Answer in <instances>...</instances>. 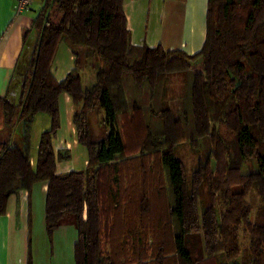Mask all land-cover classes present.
<instances>
[{
	"label": "trees",
	"instance_id": "trees-1",
	"mask_svg": "<svg viewBox=\"0 0 264 264\" xmlns=\"http://www.w3.org/2000/svg\"><path fill=\"white\" fill-rule=\"evenodd\" d=\"M40 1L0 96V128L8 130L0 141V216L12 195L47 182V233L74 220L76 264H264V0H208L206 40L195 55L134 46L125 0ZM62 42L75 65L58 82L52 67ZM25 57L13 104L11 85ZM83 61L96 71L87 88ZM171 75L186 78L177 113L162 100ZM64 93L75 106L73 125L88 164L58 174L57 163L71 159L53 148ZM39 114L49 116L50 129L40 136L33 163L32 123ZM97 117L108 130L103 141L93 138ZM18 128L22 145L14 143ZM203 140L211 150L199 156L189 181L175 149L184 141L198 149ZM253 160L258 170L244 174ZM253 189L262 199L254 222L246 202ZM241 232L250 239L244 250Z\"/></svg>",
	"mask_w": 264,
	"mask_h": 264
},
{
	"label": "crops",
	"instance_id": "crops-1",
	"mask_svg": "<svg viewBox=\"0 0 264 264\" xmlns=\"http://www.w3.org/2000/svg\"><path fill=\"white\" fill-rule=\"evenodd\" d=\"M16 0H0V96L10 86L14 69L24 51V37L31 30L41 1L34 0L31 12L17 14ZM124 10L132 44L166 51L199 53L206 40L208 0H125ZM75 65V57L65 42L59 46L52 72L58 82L65 80ZM83 77V72H82ZM96 82V74L88 86ZM60 129L53 138L56 153L69 152L71 159L57 163V173L80 171L88 164L87 151L78 143L73 125L75 106L70 95L59 99ZM39 116V115H38ZM32 123V162L40 142H34ZM42 135V134H41ZM48 183L31 191L12 195L6 214L0 216V264H76L78 230L72 218L65 220L50 237L45 209Z\"/></svg>",
	"mask_w": 264,
	"mask_h": 264
},
{
	"label": "rangeland",
	"instance_id": "rangeland-1",
	"mask_svg": "<svg viewBox=\"0 0 264 264\" xmlns=\"http://www.w3.org/2000/svg\"><path fill=\"white\" fill-rule=\"evenodd\" d=\"M33 42V39H31ZM31 45V43H30ZM29 47L26 49V54L28 53ZM26 57L22 60L19 72L13 80L10 89V102L13 104H17L20 98L21 91V82H22V69L26 65ZM81 68L83 71V84L88 86L94 78V74L96 73L95 69L92 67V62L83 61L81 63ZM187 87H186V78L184 75H171L168 77L167 82L165 84L164 92L162 93V100L166 107L170 108L173 112L177 113L183 104V100L186 97ZM38 116V115H37ZM92 134L93 138L96 141H103L106 139L108 135L107 127L103 125L101 119L99 117L93 118L91 122ZM50 129V118L46 114H39L38 119L34 122L33 131H34V142L37 143L38 138L42 133ZM8 137V130L6 126L4 128H0V141L6 140ZM14 143L16 145H22L23 140L21 137V128H18L15 136ZM211 150V145L208 140L201 141V146L198 149H194L191 144L187 141L180 143L175 149V156L178 160L182 161L184 167L186 169L187 178L191 181L193 172L197 168V163L199 156H206L208 151ZM33 154V151H32ZM153 163V162H152ZM157 170V168H156ZM258 170L257 161L253 160L251 162H247L243 165V173L249 174L251 172H256ZM201 198H200V210L203 211L208 202V193L207 190L202 188L201 190ZM170 200L172 203L174 202L173 191L170 187ZM246 202L252 207V216L251 221L254 222L261 206L262 199L259 195L257 189H253L247 196ZM241 237V247L242 250L248 248L250 246V239L243 232L240 234Z\"/></svg>",
	"mask_w": 264,
	"mask_h": 264
},
{
	"label": "built area",
	"instance_id": "built-area-1",
	"mask_svg": "<svg viewBox=\"0 0 264 264\" xmlns=\"http://www.w3.org/2000/svg\"><path fill=\"white\" fill-rule=\"evenodd\" d=\"M15 3L17 14H23L31 12L34 0H16Z\"/></svg>",
	"mask_w": 264,
	"mask_h": 264
}]
</instances>
